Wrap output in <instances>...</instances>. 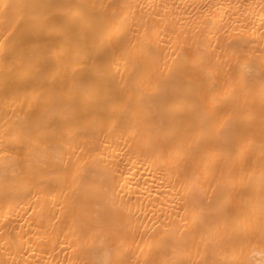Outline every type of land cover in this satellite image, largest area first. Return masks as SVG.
Returning <instances> with one entry per match:
<instances>
[{"label":"bare ground","instance_id":"obj_1","mask_svg":"<svg viewBox=\"0 0 264 264\" xmlns=\"http://www.w3.org/2000/svg\"><path fill=\"white\" fill-rule=\"evenodd\" d=\"M0 264H264V0H0Z\"/></svg>","mask_w":264,"mask_h":264}]
</instances>
